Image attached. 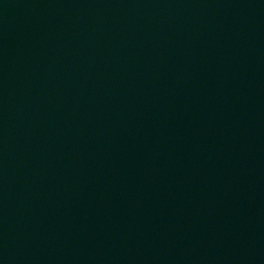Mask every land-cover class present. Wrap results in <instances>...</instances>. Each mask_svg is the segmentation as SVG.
<instances>
[{
    "label": "water",
    "instance_id": "95a60500",
    "mask_svg": "<svg viewBox=\"0 0 264 264\" xmlns=\"http://www.w3.org/2000/svg\"><path fill=\"white\" fill-rule=\"evenodd\" d=\"M0 264H264V0H0Z\"/></svg>",
    "mask_w": 264,
    "mask_h": 264
}]
</instances>
